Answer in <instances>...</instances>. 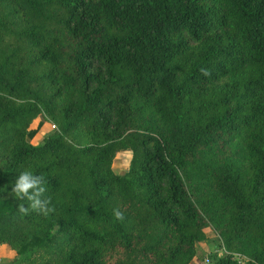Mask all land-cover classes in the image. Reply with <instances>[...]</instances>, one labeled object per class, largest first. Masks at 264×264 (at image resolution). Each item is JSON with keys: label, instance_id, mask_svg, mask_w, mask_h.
<instances>
[{"label": "trees", "instance_id": "1", "mask_svg": "<svg viewBox=\"0 0 264 264\" xmlns=\"http://www.w3.org/2000/svg\"><path fill=\"white\" fill-rule=\"evenodd\" d=\"M208 228L264 264V0H0V264H205Z\"/></svg>", "mask_w": 264, "mask_h": 264}, {"label": "clouds", "instance_id": "2", "mask_svg": "<svg viewBox=\"0 0 264 264\" xmlns=\"http://www.w3.org/2000/svg\"><path fill=\"white\" fill-rule=\"evenodd\" d=\"M205 75H208L206 70H203ZM47 180L44 174H36L30 169L22 171L16 179L12 187L11 195L18 201H27L29 206L24 207L21 203L18 207V212L27 215L29 210L37 212L45 217L54 214L56 207L53 203V198L48 194L46 187ZM117 220L124 219L123 213L115 209L113 212Z\"/></svg>", "mask_w": 264, "mask_h": 264}, {"label": "rangeland", "instance_id": "3", "mask_svg": "<svg viewBox=\"0 0 264 264\" xmlns=\"http://www.w3.org/2000/svg\"><path fill=\"white\" fill-rule=\"evenodd\" d=\"M39 122H40V120L33 123L31 126V129L36 130L39 127ZM52 131H54L52 125L47 124V123L44 124L39 129L38 134L35 136V138H33L31 140L32 144H34V145L40 144L43 141V139L45 138V136H47ZM131 159H132V153L131 152L119 153L117 155L115 161H114V164H113V169H114L115 173L119 174V175L126 173L129 170ZM207 233H208L207 234L208 239L205 242L197 245L198 255L201 258H202V256L205 257V259H206L205 264H209L212 261L211 256L213 255V253L221 254L223 252V247H222L220 235L217 232H215L214 230H212L211 228L207 229ZM8 251L2 252V254H0L1 255L0 258L3 259L4 261H11L16 256V253L13 252L14 256L11 257L8 254ZM193 264H201V262L199 261V259L196 258L195 263H193Z\"/></svg>", "mask_w": 264, "mask_h": 264}, {"label": "crops", "instance_id": "4", "mask_svg": "<svg viewBox=\"0 0 264 264\" xmlns=\"http://www.w3.org/2000/svg\"><path fill=\"white\" fill-rule=\"evenodd\" d=\"M8 250H9V251H8ZM6 251H8V254H9L11 257L14 256V255H13V252H14V251H12L7 245H3V246L0 247V254H2V252H6ZM0 257H1V255H0Z\"/></svg>", "mask_w": 264, "mask_h": 264}]
</instances>
